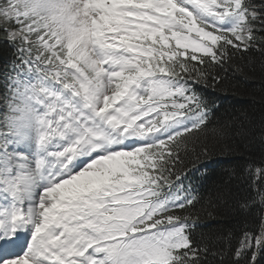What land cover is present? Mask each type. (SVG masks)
Wrapping results in <instances>:
<instances>
[{
	"label": "snow or ice",
	"instance_id": "1",
	"mask_svg": "<svg viewBox=\"0 0 264 264\" xmlns=\"http://www.w3.org/2000/svg\"><path fill=\"white\" fill-rule=\"evenodd\" d=\"M257 74L264 0H0V264H264V118L211 98Z\"/></svg>",
	"mask_w": 264,
	"mask_h": 264
},
{
	"label": "trees",
	"instance_id": "2",
	"mask_svg": "<svg viewBox=\"0 0 264 264\" xmlns=\"http://www.w3.org/2000/svg\"><path fill=\"white\" fill-rule=\"evenodd\" d=\"M259 64H257V70ZM235 89H238L235 90ZM221 102L217 116V122L220 121H236L243 122L250 129L249 135L254 132L259 137L261 125L260 121L264 118V82L259 79V75L249 80L243 78L231 77L230 83L226 85L224 91L215 93ZM254 122V124H253ZM240 141L239 151L234 155H229V147H236L237 142ZM214 151L216 153L214 158L221 157L223 159L222 166L211 173L207 179L206 187L209 192L213 188L219 186V180L226 173L237 167L242 163L241 157L248 151L246 144L242 141L239 135L232 140L212 141ZM251 159L252 157H244ZM260 153H255V159L259 161ZM231 217H224L221 223L217 226L220 229H226L231 226ZM213 230H216L215 228Z\"/></svg>",
	"mask_w": 264,
	"mask_h": 264
}]
</instances>
